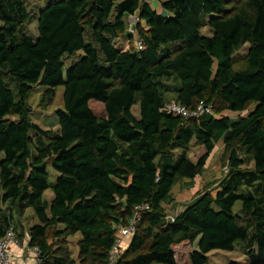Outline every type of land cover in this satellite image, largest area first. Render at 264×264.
<instances>
[{"label": "trees", "instance_id": "obj_1", "mask_svg": "<svg viewBox=\"0 0 264 264\" xmlns=\"http://www.w3.org/2000/svg\"><path fill=\"white\" fill-rule=\"evenodd\" d=\"M161 5L162 13L146 0H47L34 35L25 0H0V237L11 226L17 232L16 213L33 210L38 223L28 244L39 246L41 264H75L55 254L52 228L57 236L81 234L83 264H107L118 226L142 203L150 209L117 264H181L178 247L196 241L188 264H207L211 251L238 242L244 259L229 264H264V0ZM132 14L148 25L138 23L139 50L116 43ZM246 43L245 66L236 68L234 53ZM35 85L50 96L64 87L56 132L30 117ZM165 91L190 109L204 101L214 113L174 114ZM193 137L206 148L197 162L187 156ZM220 139L235 147L218 190L167 219L163 204L172 202L176 181L201 174ZM243 155L253 168L243 167ZM50 187L51 202L43 197Z\"/></svg>", "mask_w": 264, "mask_h": 264}, {"label": "rangeland", "instance_id": "obj_2", "mask_svg": "<svg viewBox=\"0 0 264 264\" xmlns=\"http://www.w3.org/2000/svg\"><path fill=\"white\" fill-rule=\"evenodd\" d=\"M47 0H25L27 5V9L32 15V18L29 22L25 24L26 29L30 31L32 34L36 35L38 33V25H37V14L40 6L45 4ZM151 3V5L155 9L161 8V1L163 0H146ZM202 31L204 33L210 34V28L208 24H205L202 27ZM90 36V34H89ZM121 39L126 41L125 49H131L129 42L126 38L121 35ZM117 46L121 45V42H116ZM248 43L241 46L237 49L234 55L237 56L235 60V67L241 68L245 66V58L247 53ZM83 54L82 51L76 52L74 55L67 56L65 58L66 67H69L73 60H77L79 56ZM217 64H214V70L216 69ZM166 82H170L171 79H164ZM173 81V80H172ZM170 83H173V82ZM63 91L64 87L59 86L55 95H47V89L42 85H35L31 95L29 97V105H30V117L34 123L40 126L43 130H51L58 131L59 130V120L57 116V110L63 108L64 100H63ZM164 97L166 99V104L175 101L176 95L172 92H164ZM255 106L253 103L248 110L244 111L243 114L246 115L252 110ZM94 109L97 112H102V106L98 104H93ZM132 111L136 116H140V104L137 103L132 107ZM219 117V115H216ZM11 118L16 119L17 116H11ZM235 147L234 144L226 145L223 139H220L215 143L214 149L210 152L205 167L201 174L197 175L191 181L187 178L178 179L173 186L172 189V197L173 200L171 203H164L163 206L167 213V219L170 217H174L177 213L184 210L185 206L191 203L195 198L201 195L204 192H211L213 194L219 188L221 180L226 176L228 172V164H229V156L231 150ZM180 150H176L175 153H181ZM206 152V148L203 144H201L196 137H193L191 140L190 146L187 150V156L193 161L197 162L199 158ZM246 163L243 165L245 168H253L254 162L251 160L250 156L243 155L242 156ZM50 171V180L52 184L55 181V171L51 166L48 167ZM53 191L51 187L47 189L44 193V199L49 202L53 199ZM241 207V201H238L234 209L238 211ZM16 221L18 222V230L17 233H22V240L24 242L28 241L27 237L29 234V229L33 224L38 223L37 218L33 210L28 209L24 214L16 213ZM61 228L62 226H57ZM55 228H52L49 232V243L51 244L55 254L65 256L69 260L75 262V264H83L84 261L80 258V240L81 234L77 233L70 236H57L54 231ZM29 239V238H28ZM197 247V241L190 245H180L178 247V257L181 264H188V254L192 248ZM245 244L242 242H238L235 245L234 250H220L216 249L211 251L208 254V263L207 264H229L235 260L244 259V251ZM35 257H33L34 260ZM184 261V263H183ZM35 264L36 258H35Z\"/></svg>", "mask_w": 264, "mask_h": 264}, {"label": "built area", "instance_id": "obj_3", "mask_svg": "<svg viewBox=\"0 0 264 264\" xmlns=\"http://www.w3.org/2000/svg\"><path fill=\"white\" fill-rule=\"evenodd\" d=\"M140 20L137 14L131 16V26L128 32H136L133 24H136ZM136 34V33H135ZM135 36V49L139 50L144 47L142 38L137 35ZM166 108L177 115H181L185 118L190 117H199L204 113H214L212 105L206 104L204 101H201L196 108L190 109L186 105L181 104L178 101L170 102L166 104ZM150 209L148 203H142L136 205L133 210L132 217L128 220L126 224H121L118 226L116 232V239L109 251V259L107 264H117L118 260L123 253L124 249L129 244L134 232L136 231L137 222L140 219L142 213ZM174 219V217H170ZM19 239L17 232L13 226H11L5 233L3 237H0V264H21L17 255L11 250L12 244H18ZM29 249V252L36 258V263L41 264L40 262V249L39 246H30L29 244L26 247Z\"/></svg>", "mask_w": 264, "mask_h": 264}, {"label": "crops", "instance_id": "obj_4", "mask_svg": "<svg viewBox=\"0 0 264 264\" xmlns=\"http://www.w3.org/2000/svg\"><path fill=\"white\" fill-rule=\"evenodd\" d=\"M156 10L158 12L162 13L163 12L162 5H161V8L160 9H156ZM132 15H134V14H132ZM132 15H128L126 17V24H127V28H126V31H125V34L126 35L125 36L123 35V36L129 42L130 48L135 49V36L134 35H137V33L139 34V31L137 29L138 23H140L141 26L144 27L145 29H148V25H147V23L143 19H140L136 24H133L134 29L136 31L135 32L136 34L134 32H130V31L128 32L127 30H129V28L131 26V16ZM210 30H211L210 31V34H208V33H205V34L211 35L212 34V29L210 28ZM139 36H140V34H139ZM116 41L117 42L120 41L121 42V47H123L125 49L126 41L122 40L121 39V36L119 38H117ZM248 49H249V45L247 47V51H248ZM125 50H127V49H125ZM135 50H137V49H135ZM172 93H174V92H172ZM175 95H176V93H175ZM175 101H176V99H175ZM224 113H227V112H224ZM17 235H18L19 243L18 244H12L11 245V250L17 255V257H18L19 261L21 262V264H35V258L33 260V257L34 256L32 255V253L29 252V249L26 248L27 245H28V241L24 242L22 240V233H19V234L17 233ZM28 238H29V234H28L27 240H28Z\"/></svg>", "mask_w": 264, "mask_h": 264}]
</instances>
